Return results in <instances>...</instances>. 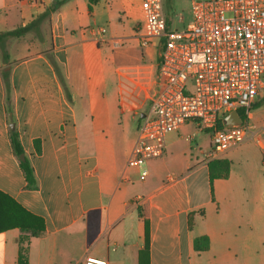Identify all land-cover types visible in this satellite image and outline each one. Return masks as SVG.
<instances>
[{"label": "crops", "instance_id": "0c3cea01", "mask_svg": "<svg viewBox=\"0 0 264 264\" xmlns=\"http://www.w3.org/2000/svg\"><path fill=\"white\" fill-rule=\"evenodd\" d=\"M142 3L98 0L90 11L89 0H67L0 45V190L45 223L41 235L1 231L0 264H17L21 239L29 264H84L88 255L138 264L145 219L150 264H192L204 252L217 263L226 255L264 261L262 106L241 118L256 125L254 137L220 154L212 153L210 130L189 121L167 134L164 155L128 165L161 87L163 39L143 44ZM51 4L0 0V31L30 24ZM12 130L34 168V188ZM218 158L229 159L230 170L211 184L209 162ZM208 205L216 208L214 226L202 225ZM204 234L209 248L197 251L194 239Z\"/></svg>", "mask_w": 264, "mask_h": 264}, {"label": "built area", "instance_id": "2783aa9c", "mask_svg": "<svg viewBox=\"0 0 264 264\" xmlns=\"http://www.w3.org/2000/svg\"><path fill=\"white\" fill-rule=\"evenodd\" d=\"M142 5L143 44L163 39L162 80L141 118L128 165L143 167L164 155L167 134L189 121L210 130L215 155L254 137L256 125L248 120L221 126L219 120L240 108L249 116L264 89V0H193L192 21L183 29L168 25L164 0ZM84 264L108 260L88 255Z\"/></svg>", "mask_w": 264, "mask_h": 264}, {"label": "trees", "instance_id": "16d2710c", "mask_svg": "<svg viewBox=\"0 0 264 264\" xmlns=\"http://www.w3.org/2000/svg\"><path fill=\"white\" fill-rule=\"evenodd\" d=\"M65 1L67 0H52V4L30 24L21 25L14 29L0 31V45L11 37L23 35L27 30L30 29L32 25H34V23H36V21L48 16L52 11L56 10ZM97 1L98 0H89L90 11L93 9V6L95 3H97ZM167 23L169 25L168 20ZM2 56L3 59L6 60L8 57L7 52L3 50ZM4 78L7 88H10L9 73L7 71L4 72ZM263 102L264 98L255 101L251 105L250 109H254L260 106ZM238 111L243 120L248 119V116L244 112V108H240L238 109ZM219 125H222L221 120H219ZM11 143L15 154L20 157V155L24 153V149L16 130H12L11 132ZM36 148L37 151L40 150L38 144L36 145ZM20 165L27 181V187H36L37 180L35 177L34 168L30 160L27 157H25L24 159H20ZM230 166L231 161L227 158H218L211 160L209 162L211 184L213 182V179L216 177H226L229 173ZM192 225L193 220L191 213L189 226L192 227ZM11 228H19L21 231L30 232L33 235H41L45 232V223L43 218L32 214L24 207H22L15 199L0 190V232ZM23 240L24 239H21L20 241L17 264H29L28 246L24 244ZM194 248L197 251L207 250L209 248V236L206 234L197 236L194 239ZM149 249V222L147 219H145V246L139 251L138 264H150Z\"/></svg>", "mask_w": 264, "mask_h": 264}, {"label": "rangeland", "instance_id": "374dc122", "mask_svg": "<svg viewBox=\"0 0 264 264\" xmlns=\"http://www.w3.org/2000/svg\"><path fill=\"white\" fill-rule=\"evenodd\" d=\"M192 2L193 0H164V14L169 21L170 28L183 29L192 21ZM152 38L159 39V37ZM161 80L162 78L160 77V83ZM262 98H264V89L261 91V95L257 96L255 101L261 100ZM260 106H262V108L264 109V102ZM202 134H207V131H202ZM234 161L237 164L238 159L236 158V160ZM215 209L216 208L214 205H208L207 209H205L206 211L208 210V216L206 212L207 217L203 220L204 223H202V225H216L215 218H217V215ZM211 254V252H204L193 256L192 264H264V261L259 260L258 257H252L251 261L249 259H246L245 262V260L241 257L235 258L231 255L227 256V252L224 254V256L226 255L225 257L222 256V261H220V257V260L217 263L216 259H214ZM212 259H214L213 262Z\"/></svg>", "mask_w": 264, "mask_h": 264}, {"label": "water", "instance_id": "95a60500", "mask_svg": "<svg viewBox=\"0 0 264 264\" xmlns=\"http://www.w3.org/2000/svg\"><path fill=\"white\" fill-rule=\"evenodd\" d=\"M241 117L239 116L237 111H232L230 112L226 117H225V122L228 124H232V123H241ZM15 124L12 123L11 127L14 128ZM25 158V154L22 153L20 155V159H24Z\"/></svg>", "mask_w": 264, "mask_h": 264}]
</instances>
